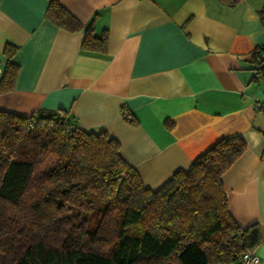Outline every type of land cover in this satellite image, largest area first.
Listing matches in <instances>:
<instances>
[{
    "label": "crops",
    "instance_id": "0c3cea01",
    "mask_svg": "<svg viewBox=\"0 0 264 264\" xmlns=\"http://www.w3.org/2000/svg\"><path fill=\"white\" fill-rule=\"evenodd\" d=\"M49 1L0 0V78L6 43L17 46L19 65L0 110H68L79 129L115 138L150 189L217 139L239 135L245 149L221 181L232 218L258 224L254 252L264 264V112L253 107L264 91L256 74L264 0H58L84 25L107 30L104 53L82 50L83 30L47 18Z\"/></svg>",
    "mask_w": 264,
    "mask_h": 264
},
{
    "label": "trees",
    "instance_id": "16d2710c",
    "mask_svg": "<svg viewBox=\"0 0 264 264\" xmlns=\"http://www.w3.org/2000/svg\"><path fill=\"white\" fill-rule=\"evenodd\" d=\"M44 13L83 30L82 50L106 51L105 28L84 25L58 0ZM16 49L4 46L0 93L14 87ZM76 124L63 108L0 110V264H226L259 244L258 224L242 227L228 212L221 181L245 149L239 135L217 139L150 189L115 138Z\"/></svg>",
    "mask_w": 264,
    "mask_h": 264
},
{
    "label": "built area",
    "instance_id": "2783aa9c",
    "mask_svg": "<svg viewBox=\"0 0 264 264\" xmlns=\"http://www.w3.org/2000/svg\"><path fill=\"white\" fill-rule=\"evenodd\" d=\"M260 61L257 65L256 74L260 77L264 78V43L260 45ZM254 110L257 112H264V91L260 96H255L253 101ZM259 258L257 254L254 252V249H246L244 250L240 256L234 260L233 262L226 264H256ZM223 264V263H217Z\"/></svg>",
    "mask_w": 264,
    "mask_h": 264
}]
</instances>
